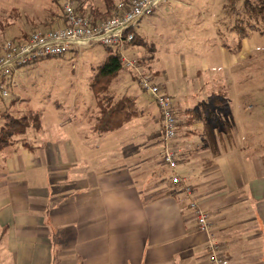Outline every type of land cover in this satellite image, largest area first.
Segmentation results:
<instances>
[{"label":"crops","instance_id":"crops-1","mask_svg":"<svg viewBox=\"0 0 264 264\" xmlns=\"http://www.w3.org/2000/svg\"><path fill=\"white\" fill-rule=\"evenodd\" d=\"M111 96L127 108L108 130L98 129L99 110L92 124L28 127L0 149V264H212L209 236L162 161L157 104ZM184 104L173 105L178 173L230 264H264L263 144L234 134L229 117Z\"/></svg>","mask_w":264,"mask_h":264},{"label":"rangeland","instance_id":"rangeland-1","mask_svg":"<svg viewBox=\"0 0 264 264\" xmlns=\"http://www.w3.org/2000/svg\"><path fill=\"white\" fill-rule=\"evenodd\" d=\"M65 1L0 0V45L55 26ZM70 1L86 14L105 10L109 2ZM245 1L167 0L161 5L164 15L145 17L136 27L145 43L124 50L135 66H125L111 89L118 97L136 96L155 109L156 101L141 80L147 77L158 86V72L165 88L158 87L175 107L184 102L196 105L200 116L206 109L222 121L229 117L234 134L248 133L264 149V9L261 0ZM108 54L105 46L93 44L24 67L16 87H9L10 97H0V127L7 114L27 118L36 131L62 127L68 118L92 124L99 111L92 83ZM98 129L106 130L103 124Z\"/></svg>","mask_w":264,"mask_h":264},{"label":"built area","instance_id":"built-area-1","mask_svg":"<svg viewBox=\"0 0 264 264\" xmlns=\"http://www.w3.org/2000/svg\"><path fill=\"white\" fill-rule=\"evenodd\" d=\"M167 0H133L131 4L119 3V11L110 19L93 24L92 19L79 15L74 2L66 0L63 4V17L60 23L48 30H37L26 37L8 40L0 45V97H10L9 87H16L22 69L30 64L64 56L74 50L93 44L115 48L121 54L127 67L135 63L126 60L124 50L127 43L135 39L134 30L145 18L155 14ZM141 84L156 101L163 125L162 161L171 172L170 182L173 187L182 189L186 194L193 215L200 231L208 234L207 250L212 264H230L222 252L220 240L212 231L210 215L195 201L187 178L178 173L179 153L173 147L177 137L178 118L169 96L154 86L147 77Z\"/></svg>","mask_w":264,"mask_h":264},{"label":"trees","instance_id":"trees-1","mask_svg":"<svg viewBox=\"0 0 264 264\" xmlns=\"http://www.w3.org/2000/svg\"><path fill=\"white\" fill-rule=\"evenodd\" d=\"M132 1L133 0H123L119 3L129 5L132 3ZM245 2L249 4L248 0H246ZM258 2L262 4L260 7L263 11L264 2L262 0ZM118 6L119 4L115 3L114 0H109V2L106 4L105 10L95 8L91 10L89 14H86L85 12H83L82 6L81 8L80 6H78L76 7V12L79 15L91 18L93 24L96 25L112 18L119 11ZM134 33L135 39L127 43L126 48L134 44L139 46L144 45L145 42L141 37H139L136 30H134ZM137 40L138 42L136 43ZM107 50L109 54L105 62L99 67L96 77L92 83L94 97L97 100V105L101 113V119L99 122L101 125H104L106 130L111 128L114 122H118L119 119H121L118 117L122 116V111L127 108V100H125L124 102H117L111 96L112 82L117 79L120 72L125 68L124 62L122 61L121 54L117 49L107 48ZM175 116L177 118L179 117L177 113H175ZM5 120L6 122L0 127V149L12 143L15 136L25 134L29 127L28 120L24 117L17 118L7 114Z\"/></svg>","mask_w":264,"mask_h":264}]
</instances>
